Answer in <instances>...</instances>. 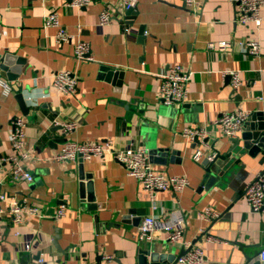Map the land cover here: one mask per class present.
Masks as SVG:
<instances>
[{
	"label": "crops",
	"instance_id": "0c3cea01",
	"mask_svg": "<svg viewBox=\"0 0 264 264\" xmlns=\"http://www.w3.org/2000/svg\"><path fill=\"white\" fill-rule=\"evenodd\" d=\"M69 2L0 0V78L12 86L6 96L0 88V160L12 155L11 122L22 117L29 152L23 165L33 177L30 183L13 179L11 166L0 163V264H105V256L110 264H142L138 256L145 251L158 256L154 264H178L182 242H168L163 231L138 238L144 217L165 221L175 211L182 216L183 240L202 250L206 264H263L264 213L252 212L242 193L264 173V148L254 157H236L212 185L200 163L213 148L229 147L215 123L223 113L260 114L264 123V6L256 27L237 22L231 0H195L193 8L180 0H130L129 10L122 0H90L81 8ZM103 8L114 19L99 25ZM51 11L70 40L58 42L56 29L44 25ZM249 40L259 44L258 56L243 51ZM77 41L88 44L92 61L74 57ZM218 42L230 46L209 47ZM173 65L188 71L190 80L186 100L168 106L158 88ZM232 71L240 79L235 89ZM57 72L77 78L74 94L52 87ZM55 118L75 128L64 133L52 124ZM184 128L204 130L207 144H194ZM67 141L142 148L154 172L185 178L188 186L150 198L112 156L56 160ZM197 151L200 162L192 159ZM12 199L38 214L22 210L23 223L15 225L8 214ZM60 206L64 216L55 218ZM207 208L218 217L202 219Z\"/></svg>",
	"mask_w": 264,
	"mask_h": 264
},
{
	"label": "built area",
	"instance_id": "2783aa9c",
	"mask_svg": "<svg viewBox=\"0 0 264 264\" xmlns=\"http://www.w3.org/2000/svg\"><path fill=\"white\" fill-rule=\"evenodd\" d=\"M125 8H131L130 0H122ZM186 8H193L196 4L195 0H180ZM90 0H70V5L76 8L85 7ZM236 9V20L242 25L253 24L258 27L261 24L259 15L260 9L264 6V0H231ZM114 17L107 8H103L99 14L98 24L105 25L110 23ZM44 25L56 29V40L58 42L68 41L71 39L63 29L60 28L55 11L49 12L44 18ZM2 33L0 32V35ZM228 42H218L211 44L209 47H216L219 50H224L229 47ZM243 51L249 55L258 56L260 54L259 44L254 40H249L243 44ZM74 57L77 60L92 61L89 53V47L86 42L77 41L74 45ZM231 79L233 89L240 84L239 75L232 71L228 73ZM190 80V73L184 70L179 65L170 66L161 77V83L158 88V94L161 102L164 105H175L183 103L187 98V84ZM52 87L58 92L72 95L77 90V78L69 72H57L52 76ZM0 88L3 95H8L12 86L5 80L0 78ZM246 112L238 111L231 113H223L219 116L215 123L220 131L228 138H234L242 129V125L247 120ZM54 126H59L64 133H69L75 128L73 122L59 120L55 118L52 121ZM12 128L10 133L11 146L13 148L12 155L0 160V163L9 164L11 166L10 175L13 179L23 180L28 183L32 182V175L26 170L23 162L29 158V152L26 148L25 141V122L22 117H14L11 122ZM182 135L192 142L198 138H204L205 131L202 129L184 128ZM112 156L119 164L123 166L127 174L135 178L141 187L150 198L158 191H170L177 193L188 186V181L182 177H168L156 173L151 169L149 156L146 150L142 148H117L111 141L103 143H75L65 142L59 153L56 155L58 161H71L76 158L88 160L92 157ZM201 154L197 151L193 155L194 162H200ZM242 197L247 206L252 212L264 213V173L258 174L254 180L249 182L243 190ZM4 200V195H0V201ZM22 210L29 215H37L38 211L35 207L22 206L16 200H11L8 208V214L15 225L23 223L21 217ZM65 208L60 206L55 211V218L64 216ZM1 212V211H0ZM200 217L204 220H214L218 214L211 209H205ZM183 220L179 212L175 211L170 214L169 219L159 221L153 216L144 217L138 226V238L140 240H150L152 236L163 231L166 235V240L170 243L182 242V250L184 253L178 257V264H206L203 252L200 248L195 247L190 242L183 240ZM206 241H214L211 236L206 237ZM29 251V245L26 246ZM105 264H110L111 256L104 257ZM258 260L264 264V250L258 254ZM39 264L42 259H38ZM25 264H31L26 262Z\"/></svg>",
	"mask_w": 264,
	"mask_h": 264
},
{
	"label": "water",
	"instance_id": "95a60500",
	"mask_svg": "<svg viewBox=\"0 0 264 264\" xmlns=\"http://www.w3.org/2000/svg\"><path fill=\"white\" fill-rule=\"evenodd\" d=\"M129 10V9H128ZM127 10V12H128ZM2 67V66H0ZM3 69V67L1 68ZM16 100L19 104V108L23 114H26L28 111V108L25 106L22 97L19 93L16 95ZM262 116L260 114H252L245 122L244 126L242 127L241 133L237 135L234 138H228L229 147L224 152H219L218 150H214V154L212 157L204 158L200 166L204 172V178L205 180L208 179L209 185H212L214 181L219 180L220 176L219 174L227 170L234 161L236 160V157L244 154L247 152V154L251 157H254V153L259 148H264L263 142H264V123L262 121ZM252 121H256V123H253ZM252 122V123H251ZM207 138H204L203 140L199 141L198 139H195L193 141L194 144H207ZM159 151H161L159 149ZM184 253V251L181 252V255ZM179 255V257L181 256ZM147 256L150 257V261L148 264H154L153 262L158 258L156 255H147V252H141L138 256V260L142 264L147 263ZM160 258H164L163 256H160ZM178 259V257H177ZM248 261H251L250 258H246Z\"/></svg>",
	"mask_w": 264,
	"mask_h": 264
}]
</instances>
